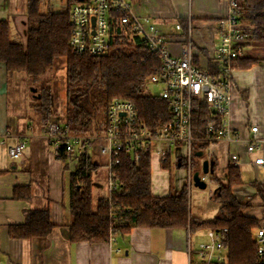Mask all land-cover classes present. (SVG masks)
Masks as SVG:
<instances>
[{"label": "trees", "instance_id": "1", "mask_svg": "<svg viewBox=\"0 0 264 264\" xmlns=\"http://www.w3.org/2000/svg\"><path fill=\"white\" fill-rule=\"evenodd\" d=\"M238 3L239 19L248 27L246 44L264 46V0H238ZM25 15L23 41L12 33L9 20H0V61L9 71L25 73L39 89L41 97L37 110L45 132L53 118V94L51 86L41 79L58 59L66 62L65 118L72 132H103L106 111L114 99L132 101L142 122L152 130L170 121L167 101L158 95L144 93L149 77L161 65L158 54L149 51L140 41L121 45L116 42L103 56L75 54L69 45L71 25L67 14L44 11L39 2L28 0ZM261 58L257 54L244 56L238 60V67L249 68ZM213 121L207 106L196 102L195 134L203 135ZM201 148L207 150L210 147L203 145ZM57 157L67 169L66 152L61 149ZM119 159L115 168L119 188L111 197L99 198L96 207H93L92 194V173L96 165L87 154L77 160L76 168L70 173L71 241L107 242L112 235L125 234L133 227L181 228L194 233L201 229L226 227V264H258L254 229L259 225V219L249 210L260 203H254L252 199L242 201L233 192L235 185L243 183L238 168L230 166L226 184L214 174L210 176V180L220 187L215 198L219 210L214 217L201 218L190 210L187 185L166 195L153 193L151 157L143 155L136 164L129 153L123 152ZM199 161L194 156L196 171L200 168ZM250 185L264 198V183L254 180ZM30 195L28 186L15 187V197L27 199ZM52 228L49 210L33 209L26 212L23 224L10 226V235L14 238L43 237L50 234Z\"/></svg>", "mask_w": 264, "mask_h": 264}, {"label": "crops", "instance_id": "2", "mask_svg": "<svg viewBox=\"0 0 264 264\" xmlns=\"http://www.w3.org/2000/svg\"><path fill=\"white\" fill-rule=\"evenodd\" d=\"M10 2L11 0H0V20H9L14 34L13 26L16 27L18 23L20 10L9 8ZM133 6L138 15L149 16L157 27L160 26V31L168 40L169 51L175 56L181 55L182 49L188 44L187 27L190 23L195 63L213 70L210 55L218 44L217 21L230 11L228 0H133ZM176 23H180L183 29L176 30ZM250 54H257L262 58L249 68H236L232 74L231 119L234 129L242 138L251 135L252 126H259L260 134H264V46L248 43L245 56ZM30 94L34 100L31 107L36 112L35 117L28 115L30 105L25 106V102L29 101L25 93H22L20 101V72L9 71L6 64L0 61V264H191L187 250V229L133 227L125 234L116 235L114 241H71L70 173L76 168L77 161L68 160L66 169L63 161L58 159L50 142L44 137L45 131L37 110L41 97L39 89L32 88ZM66 100L67 95L65 102ZM54 107L58 108V99L55 98L53 109ZM53 120L57 119L53 117ZM17 135H26V144L22 154L12 159L8 148L16 143ZM216 145L227 148L228 161L222 176H218L222 180L225 177L223 181L227 182L231 166L228 145L218 143L214 146ZM238 150L245 158L244 143L238 145ZM199 151L203 152V156L196 155L200 160L198 171L201 172V177L210 178L216 174L220 158L216 154L206 156V150ZM95 153L99 154L97 151ZM87 155L97 169L98 161L93 160L91 152ZM212 156L217 167L213 174L205 175L202 172V162L207 158L213 159ZM151 159L152 167L154 162L157 164L156 171L166 173L172 167V159L165 165L156 157ZM94 171L92 194L93 207H96L99 198L94 200ZM154 185L152 173V191L158 187ZM241 185L233 187V192L239 197L246 193L239 187ZM16 186H28L30 197H15ZM219 188L216 184L213 193L217 195ZM153 193L166 195L170 193V188L164 194L156 191ZM255 194L254 188V194L249 195L248 200L252 199L255 203ZM33 209L49 210L53 224L50 234L32 238L12 237L10 226L23 224L26 212ZM255 214L258 215L259 211Z\"/></svg>", "mask_w": 264, "mask_h": 264}, {"label": "built area", "instance_id": "3", "mask_svg": "<svg viewBox=\"0 0 264 264\" xmlns=\"http://www.w3.org/2000/svg\"><path fill=\"white\" fill-rule=\"evenodd\" d=\"M42 10L65 13L71 25L70 49L75 54L103 56L108 54L116 42L137 44L140 41L147 49L159 55L161 65L148 79L149 83L161 86L156 94L167 101L171 114L169 122L152 130L146 126L136 105L127 99L112 100L106 111L105 130L101 133H74L66 122L53 120L44 137L50 142L55 154L61 149L68 160L77 161L83 154L95 149L108 157L111 197L118 190L115 168L121 153H129L138 164L143 155L156 157L165 165L175 155V165L186 171V182L193 185V160L201 146L226 143L230 165L242 170L246 166L264 170V134L259 126L250 128L251 135L242 138L234 129L231 119L233 71L238 60L245 56L249 37L247 26L239 19L238 0H228L230 11L217 21L218 44L210 55L212 69L195 63L192 47L191 26L187 27L188 44L181 55H172L168 40L149 16L136 13L133 0H35ZM176 30H182L180 23ZM207 105L214 121L203 135L195 134V103ZM26 135H17L15 144L8 148L12 159L18 158L25 147ZM246 146L243 158L238 145ZM200 147V148H199ZM183 164V166H181ZM205 179V177H202ZM206 180V179H205ZM259 225L254 229L258 264H264V198L259 195ZM226 227L187 229V250L191 264H226ZM195 236L197 243L194 245ZM115 236L110 237L114 241ZM194 251L197 253L194 256ZM194 261V262H193Z\"/></svg>", "mask_w": 264, "mask_h": 264}, {"label": "rangeland", "instance_id": "4", "mask_svg": "<svg viewBox=\"0 0 264 264\" xmlns=\"http://www.w3.org/2000/svg\"><path fill=\"white\" fill-rule=\"evenodd\" d=\"M26 5L27 0H11L9 4V8H17L20 10V17L18 18V23L16 24V27L13 26V31L15 35L20 36V41H23V34L26 30ZM42 9V7H41ZM16 11V10H15ZM158 28L161 30L160 26ZM172 29L174 30L173 26ZM252 48V47H251ZM55 66L52 68L51 71H48L46 75H44L41 79V82L48 84L51 86L53 98L58 99V108L56 109L54 107L53 109V117L57 119L60 122H65L66 120V102H65V95H66V62L65 59H58L55 62ZM19 73H16V75ZM36 88V85L30 80V78L25 74L20 72V101L21 97L23 96L22 93L26 94V97L29 101L25 102L26 104L30 105V108H28V115L36 116L35 110L31 107V102L33 100V97L30 94V90L34 87ZM161 90V86L157 85L155 83H149L144 88V93L147 95H155ZM64 99H63V96ZM20 106H22V102H20ZM24 109V108H23ZM58 110V111H57ZM221 146V145H220ZM216 146H211L206 150V156L210 154H216L219 156V164L216 169V174H214L218 180L221 181L222 184L227 183L223 177V180L219 177L223 174V169L225 168V163L228 161V154H227V148L225 146H222L220 148ZM219 149V150H218ZM96 151L94 149L91 150V156L93 157V160L96 162L98 161L99 165L94 171L93 176V190H94V200L98 199L100 197H103L104 195L107 196L109 192V173L106 165L108 163V157L104 155H99L95 153ZM155 161V160H154ZM172 167L167 170L166 173L157 170V164L154 162V165L152 167V173H153V179L155 181V187L153 191H156L157 193H166L167 189L170 188V192L175 191V188H179L183 185H187L188 191H189V204H190V210L193 215H196L201 218H211L218 214L219 205L218 202H216L214 199L216 198V194L213 193V190L216 186V183L214 181H211L209 176L206 178V182L208 184L206 189H200L194 185H189L188 181L186 182V171L182 167L176 168L174 165L175 162V155L172 156ZM194 165V160H193ZM196 171L194 168L193 172ZM242 173V179L243 183L240 188L242 187V190L246 193H242L244 196H241L242 201H247L249 198V195L254 194V188L250 185L251 181H258V182H264V171L259 168H251V167H244L241 171ZM219 176V177H218ZM160 186V187H159ZM238 185H235L236 187ZM167 187V189H166ZM96 189L98 191H96ZM234 190L237 191V188ZM257 199V197H256ZM251 210H249L252 213H258L260 211L259 207H250ZM198 239L197 236H195L194 245H196ZM194 256L196 257L197 253L194 251Z\"/></svg>", "mask_w": 264, "mask_h": 264}, {"label": "water", "instance_id": "5", "mask_svg": "<svg viewBox=\"0 0 264 264\" xmlns=\"http://www.w3.org/2000/svg\"><path fill=\"white\" fill-rule=\"evenodd\" d=\"M34 91H36L34 89ZM196 155L198 157H202L203 156V152L202 151H197ZM215 171V160L214 159H204L202 162V172L203 174H213ZM193 183L194 186L200 188V189H206L208 184L206 182L205 179H202L201 177V172L200 171H195L193 174ZM218 189V188H217Z\"/></svg>", "mask_w": 264, "mask_h": 264}]
</instances>
